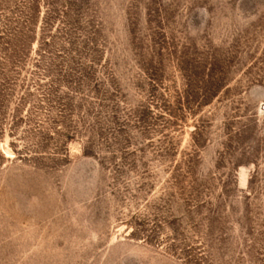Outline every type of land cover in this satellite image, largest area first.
Listing matches in <instances>:
<instances>
[{
	"label": "rangeland",
	"instance_id": "rangeland-1",
	"mask_svg": "<svg viewBox=\"0 0 264 264\" xmlns=\"http://www.w3.org/2000/svg\"><path fill=\"white\" fill-rule=\"evenodd\" d=\"M0 264H264V0H0Z\"/></svg>",
	"mask_w": 264,
	"mask_h": 264
}]
</instances>
